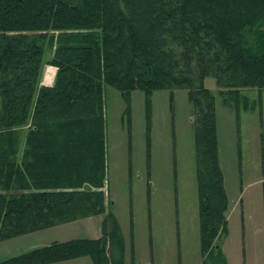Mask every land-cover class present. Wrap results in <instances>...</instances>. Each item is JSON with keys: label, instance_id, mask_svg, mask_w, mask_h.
<instances>
[{"label": "trees", "instance_id": "obj_1", "mask_svg": "<svg viewBox=\"0 0 264 264\" xmlns=\"http://www.w3.org/2000/svg\"><path fill=\"white\" fill-rule=\"evenodd\" d=\"M45 63L56 69L51 87L40 85ZM209 77L225 106H248L243 90L264 91V0H0V241L104 216L98 239L53 243L0 264H123L103 191L105 87L128 106L142 92L148 117L153 92L187 91L201 264H225L218 242L228 200Z\"/></svg>", "mask_w": 264, "mask_h": 264}, {"label": "rangeland", "instance_id": "obj_2", "mask_svg": "<svg viewBox=\"0 0 264 264\" xmlns=\"http://www.w3.org/2000/svg\"><path fill=\"white\" fill-rule=\"evenodd\" d=\"M51 56L52 50L47 51L45 61ZM45 71L49 76L54 69L45 63L41 77ZM204 86L215 97L219 165L228 200L227 233L218 242L225 264H264V91L243 90L249 105L237 109L233 101L222 103L213 78H206ZM103 104L107 191L124 241V264H132V258L134 264L143 259L200 264L194 107L187 91L175 90L173 98L167 90L153 92L149 117L140 91L131 93L128 106L116 89L105 87ZM103 217L0 243V262L33 241L44 247L100 238ZM74 262L82 261L66 264Z\"/></svg>", "mask_w": 264, "mask_h": 264}, {"label": "crops", "instance_id": "obj_3", "mask_svg": "<svg viewBox=\"0 0 264 264\" xmlns=\"http://www.w3.org/2000/svg\"><path fill=\"white\" fill-rule=\"evenodd\" d=\"M53 69H54V72L53 73L52 72L49 73V76H48V74H46L47 71L44 72L43 77H41V83H40L41 86L51 87L53 85L54 78H55V75H56V69L54 67H53ZM106 166H107V164H106ZM103 191L105 192V195L107 197V200H109V194H108V191H107V179L105 181V185H104ZM197 197H198V193H197ZM91 218L92 217L86 218V219H91ZM198 226H199V217H198ZM51 228H54V227H51ZM51 228H48V229H51ZM48 229H44V230H48ZM41 231H43V230H41ZM37 232H39V231L30 233V234H26V235H33V234H35ZM97 234H98V232H97ZM26 235L18 236V237H15V238H12V239H9V240H5V241H0V243H5V242H9V241H12V240H15V239H20V238H22V237H24ZM92 240H95V239H92ZM57 243H62V242H57ZM43 246L44 247H47L48 245H43ZM39 248H43V247H41V245L38 242H34L33 241L29 245L23 247V249H21V251H17V253H10V251H9L7 253L8 255H5V256H7V257H5V259L6 260H9V259H12L14 257H18L20 255L26 254V253H28L30 251H33V250H36V249H39ZM124 249H125V247H124ZM199 249H200V239H199ZM200 254H201V252H200ZM124 255H125V251H124ZM5 259L3 261H6ZM3 261H1V262H3ZM73 261H82V262H74L75 264H93L91 260H86V257H81V258L72 259V260L63 261V262H58V263H53V264H66V263H71ZM88 261H90V263ZM134 263H135V259L132 258V264H134ZM139 263L140 264H153V260L152 259H143L142 261H139ZM201 263H202V261H201ZM123 264H124V259H123Z\"/></svg>", "mask_w": 264, "mask_h": 264}, {"label": "bare ground", "instance_id": "obj_4", "mask_svg": "<svg viewBox=\"0 0 264 264\" xmlns=\"http://www.w3.org/2000/svg\"><path fill=\"white\" fill-rule=\"evenodd\" d=\"M50 73V72H49ZM52 75V74H51ZM52 78V77H51Z\"/></svg>", "mask_w": 264, "mask_h": 264}]
</instances>
